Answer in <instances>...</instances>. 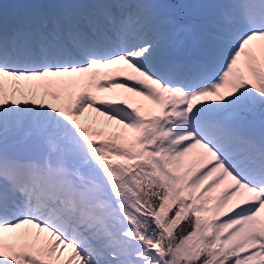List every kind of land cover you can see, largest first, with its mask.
Returning a JSON list of instances; mask_svg holds the SVG:
<instances>
[{"label": "snow or ice", "instance_id": "6c2138e0", "mask_svg": "<svg viewBox=\"0 0 264 264\" xmlns=\"http://www.w3.org/2000/svg\"><path fill=\"white\" fill-rule=\"evenodd\" d=\"M0 264H264V0H0Z\"/></svg>", "mask_w": 264, "mask_h": 264}, {"label": "bare ground", "instance_id": "6f19581e", "mask_svg": "<svg viewBox=\"0 0 264 264\" xmlns=\"http://www.w3.org/2000/svg\"><path fill=\"white\" fill-rule=\"evenodd\" d=\"M114 91L117 92V93H119V97L128 98L132 102H135L136 100L142 99V98L134 97L133 94L126 93V92H124L121 89H115ZM102 95H106L107 96V95H111V94H109V93H103ZM144 103L150 105L152 102L151 101L144 100Z\"/></svg>", "mask_w": 264, "mask_h": 264}, {"label": "rangeland", "instance_id": "374dc122", "mask_svg": "<svg viewBox=\"0 0 264 264\" xmlns=\"http://www.w3.org/2000/svg\"><path fill=\"white\" fill-rule=\"evenodd\" d=\"M86 116H89L91 119H99V120H103V117H98L96 113H86ZM81 122H84V118H81ZM114 159H118V158H114Z\"/></svg>", "mask_w": 264, "mask_h": 264}]
</instances>
